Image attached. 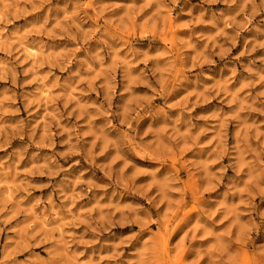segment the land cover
<instances>
[{
  "label": "clouds",
  "instance_id": "obj_1",
  "mask_svg": "<svg viewBox=\"0 0 264 264\" xmlns=\"http://www.w3.org/2000/svg\"><path fill=\"white\" fill-rule=\"evenodd\" d=\"M181 3L0 0V264H264V0Z\"/></svg>",
  "mask_w": 264,
  "mask_h": 264
},
{
  "label": "rangeland",
  "instance_id": "obj_2",
  "mask_svg": "<svg viewBox=\"0 0 264 264\" xmlns=\"http://www.w3.org/2000/svg\"><path fill=\"white\" fill-rule=\"evenodd\" d=\"M197 2H198V0H192L193 4H195ZM181 6H184L185 9L187 8V6H185L183 4V0L181 3ZM174 16H175V13H173V17ZM171 23L175 24V20L173 19L171 21ZM161 39L164 40L165 42H167V37H161ZM237 50H234V51H237ZM257 54H259V53H257ZM188 186L191 187L193 189V193H195V181H191ZM178 210H179V205H178V208L176 210H173V211H178ZM195 211H197V207H196V204L193 203L188 208L184 209L183 215L185 218H187V217L191 216L192 213ZM167 233H168V225L166 224L164 232L159 234V236H160V249H161L162 258L159 261H157V264H167V261H166V258L168 256V252H167L168 243L167 242L170 239V236L167 235ZM182 254H186V253H183V249L181 248V250L177 253L174 264H181V255ZM239 264H250L249 259H248L247 249H243L241 251V258L239 260Z\"/></svg>",
  "mask_w": 264,
  "mask_h": 264
}]
</instances>
